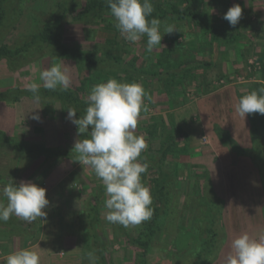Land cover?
<instances>
[{"label": "trees", "instance_id": "16d2710c", "mask_svg": "<svg viewBox=\"0 0 264 264\" xmlns=\"http://www.w3.org/2000/svg\"><path fill=\"white\" fill-rule=\"evenodd\" d=\"M26 1L0 0V42L4 41L0 44V60L5 59L8 61L9 69L12 71L24 64L44 60L48 63L53 62V60L71 61L77 73L84 74L80 85H76L74 88L69 86L66 91L61 90L60 86L56 90H48L44 86H39L38 95L40 100L38 103L41 105L43 113L46 114H51L52 110L50 108L59 104L61 107L58 110L67 112L68 108H75L77 111L75 118L82 117L88 106L86 100L88 87L106 83L109 79H116L120 83L129 84L145 82L148 86L156 83L161 89L170 87L173 92L180 91L183 94L182 97H185L186 92L193 90L194 95H199L200 92L197 88L204 89L206 86L200 83V80L205 79L201 70L213 66L210 61L212 60V46L223 47L227 51L232 48V44L233 47L244 44L242 43L243 32L239 24L235 27L228 26L225 28L213 24L208 19L205 10H202L199 0H150L154 11L148 19H159L161 21V35H164L162 39L167 40L169 37L168 40L171 42L168 47L162 48V50L156 49L155 53L145 51L139 56L125 49L126 41L115 27L116 21L107 6V0L57 1L54 9L49 11L28 33L17 36L10 44L5 43L10 33L23 20ZM68 20L97 23L100 29L110 34V37L104 40L105 45H95L90 52L78 45H67L63 41V31ZM168 24L174 25L177 31L166 34L164 27ZM197 37L204 40L202 42L205 49L191 50L187 46L186 43L190 40L196 41ZM178 38H181L182 43L177 42ZM145 40L147 41V37ZM183 51H185V54ZM206 56L210 60L207 59V61ZM258 60L264 70V51L258 55ZM26 85L23 87L15 82L12 88L0 92V102L18 103L24 97L34 100L33 93L26 88ZM261 87H264L261 83L250 85L246 87V93L249 94ZM206 91L211 90L207 89ZM239 96L240 98L243 97L242 95ZM249 118L251 121L250 139L252 146L250 149L240 148L238 150L240 155L249 157L255 163L264 194V115L253 113L249 115ZM163 123H165L164 119H161V121L148 119L142 123V128L140 126V131L136 133L137 135H143L147 142V148L141 153L140 160L141 162L146 161L149 167L142 174L141 179L142 183L150 189L153 215L150 220L139 225L124 227L114 223L119 235L116 242L123 238L131 251H136L137 256L134 264H170L165 262L167 256H163L160 261L154 263L148 257V254L157 244L156 237L158 233L162 231L159 220L167 211L168 197L173 193L172 188L177 186V177L174 176L173 170H164L163 168L170 165L166 159L174 158L179 152L177 138L185 136L181 129L173 126L165 128ZM215 129L220 139L227 141L224 132L219 128ZM90 131L91 129H89V133ZM84 135L88 136L89 134ZM15 137L10 138L0 131V142L11 146L13 153L17 156L16 158L21 163L25 162L28 166L40 157L46 160L58 157L68 158L72 164L77 161L75 154L73 155L70 150L63 146L47 147L43 144L25 141L24 137V140H17ZM154 140L159 141L158 145L156 143L154 145L158 146L157 149H154L155 151L152 144ZM152 152H155L156 155L152 156ZM10 179L18 185L12 179V176H4L2 173L0 175V189L9 183ZM203 180L199 194L202 195L205 191L208 192L210 197L208 201L218 203V206L209 204L215 206L216 212L214 214L213 207L211 216L203 225L201 224L200 229L195 223L200 216V211L197 210L196 213H193L191 217H194L198 236L184 237L185 241L188 242L184 250L190 248V251L184 256L177 257L176 262L173 264H213L221 251L224 235L222 234V225L219 224V218L221 217L220 212L222 215L224 203L216 195L214 189L209 188V182ZM88 193L90 199L83 203L81 209L75 213L70 212L74 214L71 222L66 221L63 215L54 221V225L65 231L67 237L78 234L76 237L79 246V264H89L87 253L93 251L98 257L97 264H114L108 254V247L112 244V241L103 235L102 213L107 212L104 206L107 196L103 183H97L94 192ZM203 196L205 197L204 194ZM0 198H3L6 205L7 199L2 196ZM192 204L193 201H191L190 208ZM197 204V201H195L193 206H197ZM59 214L62 215L60 212ZM71 214L68 215L72 217ZM180 227L179 225L178 228ZM0 228H4L8 233L16 236L19 246H24L26 242L35 243L39 240L42 223L41 218L33 222H22L19 217L13 215L7 222L0 221ZM187 237L189 241L186 239ZM3 263L0 261V264Z\"/></svg>", "mask_w": 264, "mask_h": 264}, {"label": "rangeland", "instance_id": "374dc122", "mask_svg": "<svg viewBox=\"0 0 264 264\" xmlns=\"http://www.w3.org/2000/svg\"><path fill=\"white\" fill-rule=\"evenodd\" d=\"M57 1L60 0H27L23 20H21V23L10 33L5 43L10 44L17 36L28 33L45 17L49 11L54 9ZM201 2L203 7L207 8L208 6L210 8L208 12V19L212 23L215 22L218 25L223 22L227 23L226 20L223 19V16L227 11L222 12V10L213 9L212 5H207L208 1L204 2V0H201ZM217 11H221L222 13L216 16L215 14ZM251 12H253L252 8H249L246 13L245 11L242 12V15L246 17L247 14H249L250 18L253 17V25L249 23L247 25L240 24L241 27L243 26V28H241V31L243 32V45H236L233 47L232 44V48H229L227 51L223 47L212 46V60H210V58L207 56L205 57L206 60L209 59L212 65H214L211 68L203 69L202 71L205 78L204 83L206 85L205 88L201 90V93H204V95L216 92L220 89L230 88L231 90L236 89L238 96H244L247 94L246 87L257 83L264 85V70L263 66H261L258 60V55L264 51V35L263 33L254 31L248 35L249 40H251L249 41L245 31L247 26L250 28L254 27L256 29H260L262 26L260 25L261 23H255L256 20L259 18L261 19L260 14L257 13V15H255ZM213 15L216 17H212ZM244 16H241L238 23L246 22ZM109 35L110 34H108L106 31L100 29V26L97 23L72 22L71 20H68L66 25H64L63 41L67 45H78L82 49L90 52V50H92L93 46L95 45H105L104 40L110 37ZM200 38L201 37L196 38L200 41V43L198 42V45L203 46L196 47V43L190 44L188 46L191 50H195L197 48L200 50L205 49V45L202 43ZM145 39L146 36L136 43L126 42L125 49L132 54L136 53L140 56L141 54L145 53V51H147V41ZM168 39L170 38L168 37ZM168 39H162L161 45L163 47L156 46V48L151 51V53H155L157 50H162V48L168 47L169 43H171ZM177 42L182 43L181 38H178ZM2 43H4V41L0 42V44ZM183 53L185 54V51H183ZM189 57H191V55H189ZM57 64L61 65L62 68L65 65L69 66L68 71L71 70V75L69 74L71 77L70 86L74 87L76 85H80V81L82 77H84V74H78L74 64L71 61L68 62L53 60V62L48 63L46 66L50 68L51 66ZM27 66H29V64H24L20 68L15 69V71H12L9 69L8 61L5 59L0 60V89L7 90L10 84L14 86L15 82L19 83V85L23 87L25 84L31 83L29 77L30 74L28 73V70H26ZM44 69L45 68L41 66L39 72L43 71ZM141 85H145L147 88L149 87L145 82H142ZM88 88H90L91 91L93 87L90 86ZM207 89H210L211 91L207 92ZM191 95L192 93L189 92L187 98L190 99ZM222 98L224 97L219 98L217 101H220ZM22 99H25L24 101H26L28 98L24 97ZM40 106L41 105L37 102H34L33 99H30L29 104H25L24 102L22 103L21 100L18 103L9 104L0 102V131L4 132L10 138L16 136L15 139L17 138V140H24L25 138V141L27 140L30 143L37 144L36 140L41 142L44 133L42 132V128H40V126H44L47 129L53 124V122H55L54 118L56 120L61 119L58 110V108L61 106L59 104L53 105V107L50 108V110H52L51 114L43 113V109ZM144 111H146V113H144ZM144 111H141V115H145L147 116L146 119H149L148 117L150 116L148 115H151L153 111H147V109ZM33 115H39L40 120L37 121L32 119ZM22 118H24V120L27 122L26 125L21 124ZM201 118L202 117H200V120ZM200 120L197 117L195 122H199V124H201L202 121ZM202 120L204 121L203 118ZM205 121V123H203L206 129L203 130V128H201L204 131V138L201 137L200 139L201 147H203L200 149L201 155H199L200 157L197 156L196 151H194L195 148H193V157L186 160L188 161V165H186V163V166L181 165V167L183 166V169L186 167V170H183V174L181 170L182 175L179 176L180 180L177 181V186H179V189L176 191L172 189L173 193L168 197L167 211L159 220L162 231L161 233H158L156 237V246H154L150 254H148L149 259L153 263L160 261L163 256H167L168 258L165 262L173 264L176 262L177 257L188 254L187 252L190 251V248L184 250V247H186L185 245L188 243L185 241L184 237L192 235L198 236V233L196 232L197 227L200 229L206 220H208V217L211 216L213 211V207L215 214V206H218V203L215 201H208V198L210 197L208 196L207 191L202 193V195L199 194V190L201 189L200 184L203 183V179L209 182V188L214 189L216 195L221 198L224 203L222 215L220 212L221 217L219 218V224L222 225V234L224 237H222L223 242L219 256L213 264H226V257L230 252H232V241L243 233V231L239 229L251 226L253 228V232L251 234H247L253 239H258L261 234H264V223L261 224L262 221H264V194L259 181V171L256 168L255 163L247 156L241 157L240 153H238L237 156H239V158L234 160V164H236V166L233 167H237L239 171L242 172L239 174V176L231 173L228 167H232L234 156L225 150L217 151L216 149H213L212 142H210L207 136L214 133L209 127L210 125H208V120L206 117ZM12 124L16 125L18 130L17 133L12 134L9 132L8 127H10ZM17 126H22V128L19 129ZM138 130L140 131V129ZM189 132L191 131L189 130ZM249 134L250 136L247 138V140L243 141L242 148H245L244 144L247 145L246 148H251V131ZM29 137H31V139ZM85 138H88V136H78V138H75L74 142ZM226 140L228 141V136ZM223 142L225 147L229 146L228 142ZM38 144H43L44 146L48 145L45 143ZM49 144L50 146H53L52 143ZM152 144L153 150L157 149L158 146H154L155 143ZM60 146L70 150L73 155L75 154L77 160L78 154L73 150L74 144ZM153 154L155 153L153 152ZM16 157L17 156L13 153L11 146L0 142V175L3 173L4 176H12V179L16 180L17 184H19L21 181H23L21 175L25 169L23 171L22 169L25 168L27 164L25 162L21 163V161ZM228 157H230V159H228ZM197 161L198 163H194ZM72 165L77 167L79 175H77V179H71L69 181L66 180V189L70 191L68 192L69 194H67L68 197L72 198L73 195L77 193L78 208H64L61 210L50 209L48 211L44 210L47 213V216L44 217L45 222L43 223V228H45V231L42 245L48 252L49 256L48 254L42 256L40 258L41 264H79V246L78 239L76 237L78 234L76 233L75 235L68 237L64 236V234L67 235V233L62 229H58L57 225H54V221L63 215L65 216L66 221L71 222V218H74V214H71L70 212H78L83 206V203L87 199H90L88 198V192L91 190L90 186H88V182L90 181L89 176L91 169L88 166L82 164L80 165L78 160ZM223 165H226L227 167H223ZM191 169H197L195 171L199 170V176L190 173ZM249 172H251V176H249ZM201 173L204 174L200 175ZM179 177H177V179ZM97 181L99 183L102 182L99 178ZM191 201H193L192 206L194 205L195 201L198 203L197 206H191L192 209L190 208ZM4 202L5 201L3 198H0V203ZM256 202L257 204H255ZM258 203H261L263 207L258 205ZM209 204L216 205L213 206ZM197 210L200 211V216L195 221V223H197V227H195L193 219L194 217L191 216L193 213H196ZM105 211L108 210L106 209ZM59 212L62 215H60ZM68 214H71L72 217H70ZM106 214L107 212L102 213V227L104 233L103 235L107 236L108 239L112 241V244L108 247L109 256L113 260L114 264H134L137 256L136 251H131V248L127 246L123 238V240L121 239L119 242H116V238L119 239L116 226L114 223H110L106 220ZM21 221L25 222L23 219H21ZM178 224L181 226L180 228H178ZM186 239L189 241L188 237ZM35 244L36 242H26L25 246L22 247L19 246V242L17 241L16 244L14 243V248H16L15 250H20L26 247L27 249H36L39 252L40 250L36 248ZM38 254L40 255V253Z\"/></svg>", "mask_w": 264, "mask_h": 264}, {"label": "clouds", "instance_id": "9594fccd", "mask_svg": "<svg viewBox=\"0 0 264 264\" xmlns=\"http://www.w3.org/2000/svg\"><path fill=\"white\" fill-rule=\"evenodd\" d=\"M107 6L116 23L115 27L126 42L136 43L147 37L146 50L153 51L156 46L163 47L161 40V21L148 19L154 11L150 0H107ZM242 15L239 5H233L223 19L235 27ZM177 31L174 25L164 27L166 34ZM69 66L57 64L41 72L40 79L48 90L60 86L66 91L71 84ZM26 88L33 93L38 103L39 85L29 83ZM145 92L139 83H120L109 79L106 83L95 85L88 97L85 114L75 118V108H68L67 119L77 126V134H89L74 143L73 150L78 154L79 164L88 166L102 181L107 199L106 220L124 227L139 225L150 220L153 215L150 189L142 183L141 176L149 165L141 162V153L147 148L143 135H137ZM236 113L245 119L246 115H264V87L251 91L239 98L235 105ZM32 119L39 121V115ZM89 129H91L89 133ZM0 196L7 204L0 203V221L7 222L15 215L27 222L46 217L43 211L49 204L46 189L32 182L21 181L16 185L11 179L2 189ZM232 252L226 257V264H264V234L258 239L248 234L240 235L231 244ZM89 264H97L94 251L87 253ZM6 264H40V256L29 249H20L6 257Z\"/></svg>", "mask_w": 264, "mask_h": 264}, {"label": "crops", "instance_id": "0c3cea01", "mask_svg": "<svg viewBox=\"0 0 264 264\" xmlns=\"http://www.w3.org/2000/svg\"><path fill=\"white\" fill-rule=\"evenodd\" d=\"M201 3L202 10H205V13L209 15V7L207 8L203 7L201 0H199ZM207 2V5L210 4L212 5L213 9L215 10H222V12H226L230 7L233 5H239L242 9V12L245 11V13L249 10V8H252L251 12L252 14L257 15V13L260 14L261 19L258 16V20L255 21V23H261L260 29H256L254 27H246L245 31L247 33V39L249 40L248 35L254 31H258V33H263L264 35V0H204V2ZM221 11H217L215 14L218 16V14L222 13ZM212 16V17H216ZM244 16V15H241ZM246 22L245 23H238L239 25H247L252 24L253 25V17H249V14H247V17L244 16ZM227 22V21H226ZM217 26L220 27H228L230 26L229 23H220L219 25L216 24L215 22L213 23ZM243 28V27H241ZM252 39V38H251ZM201 41L204 42L202 38H200ZM251 41V40H249ZM198 42L200 41L197 39L196 41L190 40L187 44H195L196 47H201L203 45H198ZM202 42V43H203ZM194 46V45H193ZM229 53V52H228ZM154 57V55H153ZM48 61H39L36 63L29 64L27 66L28 73L30 74V81L31 83H36L39 86H43V81L40 79L41 72L40 67L42 66L45 68L44 70L48 69L47 67ZM214 65V64H213ZM43 70V71H44ZM71 71V70H70ZM69 74L71 75V73ZM203 70H201V73ZM12 83V82H11ZM200 83L204 86V80H200ZM96 85V84H95ZM147 85V84H146ZM145 96L143 98V106L142 110L144 111L147 109V111H153L151 115H148V117L151 120H159L164 119L165 123L164 126L165 128L173 126L174 128H179L181 129L185 136L181 138H177V145H178V154L175 155L174 158H167V162L170 164L166 168L164 167V170L167 169H172L173 174L176 177H179L183 174V170H186V167L183 169V166L181 165H188V161H186L188 158L191 159L193 157V148H195L194 151H196V155L199 156L200 154V149L203 148L201 147V142L200 139L201 137L204 138V131L206 129L204 123L205 117L208 120L207 123L210 125L209 127L213 131L214 134H209L208 139L210 142H212L213 149H216L217 151H222L225 150L229 152V154H232L233 161H232V167H228L231 173H233L236 176H239L241 172L234 164V160L236 158H239L237 154L239 153L240 148L243 147V141L247 140V138L250 136V131H251V121L248 118V115H246L245 119L240 117L236 111H235V105L238 102V94L236 93V89L231 90L230 88H224L217 90L216 92H212L210 94L204 95V93H201V90L203 88H197L199 89L198 91L200 92L199 95H194V90L190 91L192 93L191 98L188 99V93L186 92L185 97H182V93L180 91H175L173 92L172 88L167 87L166 89H161L159 86L156 85V83L151 84L149 88L147 86L142 85ZM13 85L10 84V86L7 89L12 88ZM75 87V86H74ZM73 87V88H74ZM94 87V85H92ZM5 90V89H4ZM3 89H0V92H4ZM6 91V90H5ZM88 95L90 93V88H88ZM193 96V97H192ZM222 98L220 101H217L219 98ZM25 99H21V102L25 104L30 103V99L28 98L26 101ZM87 100V98H86ZM36 102L35 100H33ZM208 107V108H206ZM61 119L55 120L52 125L49 126V128L46 129L44 126H40L42 128V132L44 133L41 142L39 140H36L37 143H45L48 144L47 146H50L49 143H52L53 146L55 145H69V144H74L75 138H78L77 134V126L71 123L66 117H67V112H64L63 110H59ZM146 113V111H144ZM27 117V115L25 114ZM147 116L141 115L138 118V123H137V128L135 130L136 133L139 132L138 129L142 125V123L146 122L148 119H146ZM202 117L204 121H202L201 124L199 122H195L196 118ZM65 118V119H64ZM28 120V119H27ZM194 120V121H193ZM204 122V123H203ZM26 121L24 118L21 120V124L26 125ZM162 124V125H163ZM18 127V126H17ZM9 128L10 133H17V128L16 125L12 124ZM19 129L22 128V126L18 127ZM142 128V126H141ZM203 128V130L201 129ZM215 128H219L221 131L224 132L226 136H228V143L229 146H224L223 141L220 139L218 133L216 132ZM48 133H47V131ZM189 130L191 132H189ZM210 133V132H209ZM206 135V134H205ZM31 139V137H29ZM88 138L89 135H88ZM27 139V138H26ZM80 141V140H78ZM227 142V141H226ZM152 143H156L157 145L159 144V141L154 140ZM246 148V144H244ZM212 148V147H211ZM215 151V150H213ZM198 152V153H197ZM155 153V152H154ZM151 155H156L151 153ZM205 155V153H204ZM200 157V156H199ZM198 157V158H199ZM231 157V156H230ZM228 157V159H230ZM241 157H244L241 155ZM240 157V158H241ZM246 158V157H245ZM249 158V157H248ZM186 161V162H185ZM184 163V164H183ZM194 163H198L194 162ZM231 164V163H230ZM185 165V166H186ZM172 166V167H171ZM223 167H227L226 165ZM253 168V167H251ZM250 168V169H251ZM25 169V171L22 173L21 177L23 181L26 182H32L36 184L38 187H42L46 189V199L49 201V204L46 206L44 210L48 211L50 209H64V208H78V195H73V197H68L67 194H69L67 189H66V180H74L77 179V175H79L77 167L72 165L71 160L68 158H54V159H44L42 157L38 158L35 160L30 166H26L25 168L22 169V171ZM67 169V170H64ZM246 169V168H244ZM182 170V174H181ZM197 169H191L190 173H193L196 176H199V170L195 171ZM195 171V172H192ZM204 173H201L202 175ZM249 176H251V172H249ZM90 181L88 182V186H90V193L94 192V187L99 184L98 177L95 175L93 170L91 169L90 171ZM180 180V177L177 179V181ZM16 181V180H15ZM17 183V181H16ZM102 183V182H100ZM201 187V184H200ZM175 191L179 189V186H175V188H172ZM243 190V189H242ZM89 194V193H88ZM80 196V195H79ZM82 204V203H81ZM257 204V202L255 203ZM254 204V206H255ZM258 205L262 206L261 203ZM253 206V207H254ZM263 207V206H262ZM43 221V222H42ZM44 217H42L41 223H42V228H41V237L39 240L36 242L35 246L42 252H38L36 249H31L28 248L29 250L35 251L37 253H40V258L42 256H45L48 254V252L45 250V248L42 245V240L44 239V231L45 228H43V223H44ZM264 221H262L261 224H263ZM243 234H251L253 232V228L251 226L243 227L242 229ZM4 228H0V261L4 262L3 264H6V257L8 254L15 252L16 248H14V243L16 244L17 239L16 236L8 233ZM239 235V236H240ZM64 236H66L64 234ZM26 244V243H25ZM25 246V245H24ZM22 246V247H24ZM23 249H27L26 247ZM49 256V254H48ZM41 261V260H40ZM215 263V262H214ZM41 264V262H40Z\"/></svg>", "mask_w": 264, "mask_h": 264}]
</instances>
